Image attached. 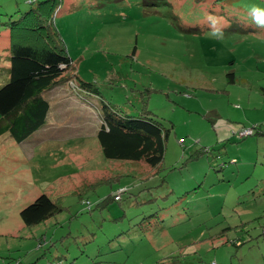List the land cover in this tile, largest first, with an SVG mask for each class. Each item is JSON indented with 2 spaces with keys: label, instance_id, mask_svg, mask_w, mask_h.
Returning a JSON list of instances; mask_svg holds the SVG:
<instances>
[{
  "label": "rangeland",
  "instance_id": "rangeland-1",
  "mask_svg": "<svg viewBox=\"0 0 264 264\" xmlns=\"http://www.w3.org/2000/svg\"><path fill=\"white\" fill-rule=\"evenodd\" d=\"M30 6L0 0V87L13 37L1 22ZM54 23L99 92L63 81L26 143L0 136V264H264V135L236 127L264 123V0H61ZM105 104L170 128L158 172L104 155ZM42 193L64 208L28 226L21 211Z\"/></svg>",
  "mask_w": 264,
  "mask_h": 264
},
{
  "label": "trees",
  "instance_id": "trees-1",
  "mask_svg": "<svg viewBox=\"0 0 264 264\" xmlns=\"http://www.w3.org/2000/svg\"><path fill=\"white\" fill-rule=\"evenodd\" d=\"M28 2L31 3L30 8L20 11L16 17L11 15L7 21L1 22L12 28L13 37L11 77L0 87V136L9 132L19 142L44 125L51 108L46 92L59 83L73 80L80 88L97 94L99 92L95 83L81 78L76 62L70 56L54 23V16L61 0ZM228 76L231 81L236 78L234 71L228 73ZM104 110L106 112L102 115L104 120L97 132L104 155L109 159L145 162L155 167L157 171L165 158L170 128L163 125L159 117L148 109L134 115L126 113L122 107L113 110L109 104H105ZM246 126L241 125L239 130ZM251 126L255 132L248 136L264 134L260 123ZM211 149L210 147L206 150L201 149L191 157L196 158ZM108 178L97 180L92 185L89 184V187L95 188L99 183L113 180ZM86 189L77 190L84 192ZM63 208L60 200L52 198L48 193H42L22 209L21 215L26 225L33 226L62 211ZM87 264L102 263L95 261Z\"/></svg>",
  "mask_w": 264,
  "mask_h": 264
},
{
  "label": "crops",
  "instance_id": "crops-1",
  "mask_svg": "<svg viewBox=\"0 0 264 264\" xmlns=\"http://www.w3.org/2000/svg\"><path fill=\"white\" fill-rule=\"evenodd\" d=\"M62 83V82H61ZM61 83H59V84H61ZM58 84V85H59ZM58 85H56L55 87H53L52 89H55ZM52 89H50L49 91H51ZM48 91V92H49ZM263 91H264V87H263ZM47 97L49 98V100H50V97H49V95H47ZM85 107H86V105H84ZM51 109V108H50ZM232 121V120H231ZM231 121H229V120H227V119H225V118H222L221 120H220V122L219 123H215V125H213L214 127H215V130H216V134H217V137L218 138H221V136L222 135H220V131L222 130V132H224V133H226V137L225 138H228L227 136H229V134L231 133V129H232V126H234L235 124H233V121L231 122ZM240 123H242L243 125H246V123H244V122H241V121H239ZM254 122H256V123H258L257 121H254ZM261 125H262V130H264V123H263V121H261V122H259ZM237 126H241V125H236V127ZM89 128V127H88ZM79 129H80V131L81 132H84V134H88L87 133V128L84 126V128L83 127H79ZM90 129V128H89ZM89 134H91V133H89ZM38 135H41L40 133L38 134ZM42 135H45V136H54V137H56V138H59L61 135H55V134H52V135H47V134H42ZM257 135H264V134H257ZM12 138H14L12 135H10ZM30 136V135H29ZM28 136V137H29ZM216 136V135H215ZM27 137V138H28ZM38 137V136H37ZM27 138H25L24 140H22V141H18L19 143H21V142H24V143H26L25 141H26V139ZM224 138V139H225ZM15 139V138H14ZM223 139V140H224ZM220 140V139H219ZM221 141V140H220ZM220 141H218V142H220ZM28 142V141H27ZM55 145L54 144H50V142H48V140H45L44 139V142H43V144H42V147H44V148H50V147H54Z\"/></svg>",
  "mask_w": 264,
  "mask_h": 264
},
{
  "label": "built area",
  "instance_id": "built-area-1",
  "mask_svg": "<svg viewBox=\"0 0 264 264\" xmlns=\"http://www.w3.org/2000/svg\"><path fill=\"white\" fill-rule=\"evenodd\" d=\"M255 132V129L253 126H246L244 128H241L239 131H238V136L239 137H245V136H248V135H251ZM123 188L119 189L120 192L116 194V199H121V191H122Z\"/></svg>",
  "mask_w": 264,
  "mask_h": 264
},
{
  "label": "clouds",
  "instance_id": "clouds-1",
  "mask_svg": "<svg viewBox=\"0 0 264 264\" xmlns=\"http://www.w3.org/2000/svg\"><path fill=\"white\" fill-rule=\"evenodd\" d=\"M119 200V199H118Z\"/></svg>",
  "mask_w": 264,
  "mask_h": 264
}]
</instances>
